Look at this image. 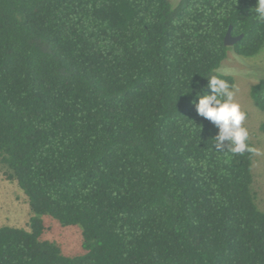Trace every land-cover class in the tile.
<instances>
[{
  "label": "trees",
  "instance_id": "16d2710c",
  "mask_svg": "<svg viewBox=\"0 0 264 264\" xmlns=\"http://www.w3.org/2000/svg\"><path fill=\"white\" fill-rule=\"evenodd\" d=\"M255 5L0 0V164L30 210L0 227V264H264L255 153L218 150L193 103L228 52L262 50ZM249 95L264 112V79ZM44 217L81 251L43 240Z\"/></svg>",
  "mask_w": 264,
  "mask_h": 264
},
{
  "label": "rangeland",
  "instance_id": "374dc122",
  "mask_svg": "<svg viewBox=\"0 0 264 264\" xmlns=\"http://www.w3.org/2000/svg\"><path fill=\"white\" fill-rule=\"evenodd\" d=\"M174 3L178 0H172ZM220 70H227V74L234 78V87L238 89L235 102L241 105L246 119L243 126L249 132V139L254 144L255 153L251 186L258 208L264 212V132L260 125L264 123V112L258 110L249 95L250 88L257 77L264 79V46L259 54L253 57H242L228 52L222 62ZM30 210L25 198L15 182L4 175L0 164V227H27ZM45 230L42 239L56 243L64 254L72 255L81 251L82 237L80 229L64 227L52 218L44 217Z\"/></svg>",
  "mask_w": 264,
  "mask_h": 264
},
{
  "label": "clouds",
  "instance_id": "9594fccd",
  "mask_svg": "<svg viewBox=\"0 0 264 264\" xmlns=\"http://www.w3.org/2000/svg\"><path fill=\"white\" fill-rule=\"evenodd\" d=\"M253 9L257 20L264 23V0H256ZM226 74L227 70L218 69L216 74L207 78V91L196 92L193 102L195 111L197 115L218 126V133L211 138L218 150L226 148L236 155H243L245 152L257 153L247 142L249 132L243 126L247 114L241 110V105L235 102L238 89L221 78ZM253 82L259 83L260 78L257 77Z\"/></svg>",
  "mask_w": 264,
  "mask_h": 264
},
{
  "label": "water",
  "instance_id": "95a60500",
  "mask_svg": "<svg viewBox=\"0 0 264 264\" xmlns=\"http://www.w3.org/2000/svg\"><path fill=\"white\" fill-rule=\"evenodd\" d=\"M242 35L234 36L231 34V26L228 28L225 38H224V44L231 46L234 43H236L238 40H240Z\"/></svg>",
  "mask_w": 264,
  "mask_h": 264
}]
</instances>
